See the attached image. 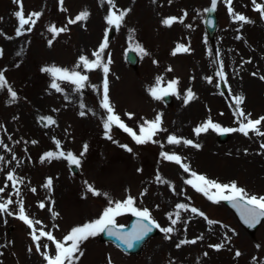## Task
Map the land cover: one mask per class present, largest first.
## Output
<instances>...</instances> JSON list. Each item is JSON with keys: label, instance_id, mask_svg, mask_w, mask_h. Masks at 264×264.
<instances>
[{"label": "rangeland", "instance_id": "1", "mask_svg": "<svg viewBox=\"0 0 264 264\" xmlns=\"http://www.w3.org/2000/svg\"><path fill=\"white\" fill-rule=\"evenodd\" d=\"M22 3L26 18L33 12L41 16L35 25H25V29L32 27L30 32L17 36L14 12L19 5L13 0H0V71L17 94L15 102H10L7 89H0V187L5 188L0 193V203L13 201L8 206L12 215L0 213V264H46L41 254L45 251L43 245L47 244L48 254L54 256L55 244L42 237L41 251L37 252L33 228L37 235L42 229L62 241L73 227L98 219L115 201H123L129 195L134 198L135 207L149 210L151 219L160 225L159 233L135 256L101 242L99 233L80 245L83 255L76 254L75 264H264L262 229L247 234L221 201L213 203L185 183L193 178L190 172L194 171L222 184L235 182L249 195L259 197L264 191L260 184L264 181V148L260 147L264 136L250 132L246 137L231 132L226 141L219 142L218 130L210 128L199 135L194 132L209 119L221 127L238 128L235 96L244 98L240 108L251 113V119L264 116V79L260 78L264 76V19L253 10L251 0H232V7L252 23L235 21L225 0H217V28L211 36L205 30L204 18L206 10L212 8V0H115L117 9H130L119 28L107 24V0H63L66 10H61L59 0ZM83 11L89 13L86 20L68 24L69 19ZM169 17L178 18L171 27L162 23ZM51 26L67 27V31L53 38L48 30ZM105 37L107 47L102 58L105 62L111 60L107 79L115 113L138 135L145 120L161 116V128L166 131L158 132L145 144H136L123 129L113 126L106 135L107 112L100 106L102 69H77L89 77L79 92L74 91V85L61 80L56 81L62 89L57 92L51 87L52 75L43 71L52 66L71 70L81 55L94 60L92 54L99 50ZM179 45L188 51L173 55ZM127 48L139 56L137 70L124 60ZM221 65L223 79L217 75ZM158 77L162 78L161 89L177 81L175 91H169L171 105H166L162 98L154 99L148 91L156 86ZM220 82L225 84V92L221 91ZM189 89L195 99L185 104ZM81 111L84 116L79 115ZM41 117H51L55 123L47 124ZM259 127L264 131V122ZM170 135L179 138V144L192 140L201 147L183 145L181 153V145L168 143ZM48 152L57 157L60 152L73 153L80 159L79 166L75 165L77 173L71 172L74 164L66 155L49 159ZM162 152L178 155L190 172L166 160ZM10 172L17 180L15 186L7 180ZM49 179L51 186L47 187ZM89 185L101 194L93 195L88 191ZM26 186L31 188L28 194ZM32 189L36 192L33 199ZM35 199L37 204L32 208ZM21 200L29 219L41 224L34 223L29 228L18 218ZM41 203L45 205L43 209L39 207ZM180 203L187 204L189 210L177 209ZM192 207L208 219L192 213ZM53 213L57 215L54 217ZM176 213L179 220L173 226L169 216L177 219ZM131 215L124 212L116 217V224L126 225ZM208 220L218 223L209 224ZM165 227H174V231L164 233L161 229ZM201 229L207 230L208 236L197 241L192 231ZM178 235L181 241L196 243L179 241L173 246L171 237ZM221 243L224 247L220 250L209 247ZM236 251L241 253L239 257Z\"/></svg>", "mask_w": 264, "mask_h": 264}, {"label": "snow or ice", "instance_id": "2", "mask_svg": "<svg viewBox=\"0 0 264 264\" xmlns=\"http://www.w3.org/2000/svg\"><path fill=\"white\" fill-rule=\"evenodd\" d=\"M61 5V10L63 9V0H59ZM227 10L230 16L233 17L235 21H240L243 23H252L250 19H248L243 14L236 13L232 7V0H225ZM14 4L19 5V10L14 12V16L18 20V27L16 28V34L17 36L23 35L24 31L30 32L32 30V27L29 26L27 29H25V25H35L36 20L39 19L41 16V13L39 12H33L30 13L27 18L24 15L23 12V3L22 0H13ZM217 0H212V8L207 9L206 11H213L215 10ZM253 10L260 13V16L262 19H264V3H258L257 0H251ZM107 4L109 6L108 15L106 16V21L108 25H113L117 28L120 27L121 23L123 22L125 16L127 15L128 11L130 9L125 10H119L116 7L115 0H107ZM113 9H116L113 11ZM118 13V14H117ZM89 13L87 11L81 12L79 15H77L74 19H69L68 24H75L78 21L86 20ZM35 17L36 19H33ZM178 18L176 17H169L162 20V23L165 26L171 27L174 22H176ZM179 22L183 23L182 19H179ZM50 32L53 33V38H55L56 35H58L61 32L67 31V27L64 28H56L55 26H51L48 29ZM3 33H0L2 35ZM237 39H240V37H237ZM53 43V40H48L49 46H51ZM107 47V37H105V41L100 44L99 50L96 52H93V56L95 57L94 60H89L88 57L81 55L79 57L78 63L74 66L73 69L69 70L67 68H61L52 66L49 68L43 69V71L48 72L52 75L53 81L51 83V87L55 89L57 92H61L62 89L60 85L56 82L57 80L65 81L70 83L71 85H74V91L79 92L82 90L86 83L89 80L88 75L82 74L81 71H78L77 69H84L85 71H93L96 69H102L104 74V80H103V90H102V99H101V108H103L107 112V116L104 120V128L107 132L111 129L113 125H116L120 128H122L129 136L132 137V139L136 142V144L141 145L145 144L149 141L153 140V137L157 135L160 131H166L165 129L161 128V116L158 114L154 120L148 121L145 120L140 126H139V135L131 128L128 127L120 118L119 115L115 113V110L113 106L110 103L109 100V86H108V73H109V67L108 65L111 63V60L108 59L106 62L102 58V53H104L105 48ZM141 52L144 50L141 48ZM180 50L188 51L187 48H184L183 45H179L176 49V51L173 52V55H175ZM147 55V53H144ZM3 55V50L0 49V56ZM19 55V53H18ZM218 76H220L222 79L224 78V72H223V65H221V70L217 73ZM253 75H256L253 73ZM261 79H264V76L260 77ZM209 82H211V78H208ZM162 78L158 77L156 81V86L150 88L148 91L151 94V96L154 99H161L162 95H167L169 91H175V86L177 84V81L173 80L169 82L167 89H161L160 88V82ZM95 87V86H93ZM0 89H7L9 96H10V102H15L17 99L16 92L12 89L10 84L8 83L4 72L0 71ZM195 99V94L191 91V89L187 90L186 96H185V104L189 103L190 100ZM243 97L242 96H235V106L236 111L234 112V115L238 118L239 127L238 128H227V127H221L219 124L214 123L211 119L206 121V123L202 126L196 127L194 129V132L199 135L202 132H206L208 129L218 130L221 133H231V132H240L244 136H249L250 132H254L258 136H264V131L260 130V125L262 122H264V116H261L255 120L251 119V113H245L243 109L240 108V105L243 103ZM81 108H84L85 105L81 103ZM94 114V113H93ZM79 115L84 116L85 112L81 111ZM131 118L132 114L128 113L126 114ZM42 120H47V124H54L55 121L51 117H41ZM10 138V137H9ZM111 139V137H108ZM35 143V142H33ZM57 147H59V141L56 142ZM168 143L169 144H179L181 143V140L177 138L174 135H170L168 137ZM183 143L185 145H190L196 148H200L201 146L199 144H194L192 140H183ZM0 144H2V141H0ZM121 147L126 148L127 151L131 152L132 149L129 148L127 145H121ZM261 148H264V143L260 145ZM87 151V145H84V152ZM74 165L79 166L80 159L77 158L73 153L68 152L65 154L64 152H60L59 156L57 157L55 153L48 152L46 153V157L51 158H59V157H65ZM83 155V152L81 153V156ZM161 155L168 161H174L175 163L179 164L185 172H190V168L187 164L181 163V158L178 155L175 154H169L166 152H162ZM15 159V157H13ZM0 160H3V157H0ZM43 160V158H42ZM192 179H187L185 181L186 184L191 185L192 188H194L197 192H202L210 201L213 203H219L220 201H228L231 203V205L236 208L240 214L241 219L243 222L249 226L254 227L256 224L260 223L262 219H264V196H256V195H249L245 189L240 188L237 186L235 182H232L231 184H222L215 180L208 179L204 175H199L194 171L190 172ZM7 180L13 182V186L17 183V180L14 178L13 173H9L7 175ZM157 180H160V177L157 176ZM22 183V180H20ZM47 187L51 186V179L47 182ZM6 187V185H5ZM215 190L214 192L212 190ZM5 191L4 187H0V193H3ZM33 192H35V189H32ZM88 191L91 192L93 195H100L101 193L96 192L91 185L88 186ZM17 195H19V190L17 189ZM106 195V194H105ZM13 201L11 199L6 200L5 202L0 203V213L8 212V206L12 204ZM110 204L113 202L110 200ZM135 200L132 196H128L123 201H115L114 206L108 207L103 211V214L96 220L85 223L82 226H76L73 227L70 232L63 237L62 241L56 240V238L51 234V232H46L44 230L39 231V235L36 234V230L33 228V224H41V221L36 220L33 222L29 217L25 214V209L23 206V201L21 200L19 202L18 207V218L22 220L25 224L29 226V228H33L32 232V240L36 244V251H41V244L39 241L42 237H46L48 241H52L55 244V255L50 256L47 252L48 245L44 244L43 247L45 249L44 252H42V256L46 261V264H75V260L78 258L76 254L79 252L80 255H83L82 252H80V245L86 241L89 237L96 236L99 233L107 231V234L109 236H114L118 240H120L123 244L127 245L128 248L133 247L134 241L142 240L150 231H152V226L160 227L159 224H156L154 220L151 219V214L147 208L139 209L134 206ZM41 209L45 207L43 203L39 205ZM177 209H182L185 211L189 210V206L187 204H177ZM190 211L194 214H197L201 217H204L206 220L208 219L205 214L202 211H199L197 208L192 207L190 208ZM124 212H131L134 216L139 218L138 224L135 226L132 232L124 233L120 229L123 228V226H117L116 224V217L123 214ZM9 215H12L13 213L8 212ZM57 214L53 213V216L55 217ZM177 219H172L171 215L169 216V219L171 220V224L175 226L179 220V213H176ZM209 224H216L217 221L208 220ZM227 227V226H223ZM161 231L164 233H172L174 231V227H165L162 228ZM198 239H202V237H199ZM225 239H228L225 237ZM68 242H71L70 244ZM181 243H192L195 244L196 240L191 241H181ZM67 245V246H66ZM177 247H180L178 244ZM209 247H213L216 250H220L224 247V244H218V245H209ZM259 247V245H257ZM31 251V249H29ZM207 255V253H205ZM236 257H239L241 253L239 251H236L235 253ZM255 259V258H254Z\"/></svg>", "mask_w": 264, "mask_h": 264}, {"label": "water", "instance_id": "3", "mask_svg": "<svg viewBox=\"0 0 264 264\" xmlns=\"http://www.w3.org/2000/svg\"><path fill=\"white\" fill-rule=\"evenodd\" d=\"M205 27L208 31V33H212L215 28H216V17H215V14L213 11H208L207 14H206V18H205ZM126 60L127 62L135 69L137 67V64H138V59H137V56L136 54L133 52V50H127V53H126ZM164 101L166 103H170L171 101V97L169 95V93L167 95H164ZM219 140L220 141H225L226 138H227V134L226 133H220L219 134ZM71 171L73 172H76V167L75 166H71ZM223 203L229 207L233 213L235 214L238 222L249 232V233H253L256 228L259 226L260 223L256 224L254 227L252 226H249L247 224H245L243 222V220L241 219L240 217V214L238 212V210L236 208H234L231 203H229L228 201H223ZM138 221H139V218L132 215L127 223L126 226H123L122 229H120L122 232L124 233H129V232H132L133 229L135 228V226L138 224ZM262 221V220H261ZM260 221V222H261ZM158 232V228L155 227L154 225L152 226V231H150L142 240H139V241H134L133 242V247L131 248H128L127 245L123 244L120 240H118L116 237L114 236H109L107 234V231L105 232H102L101 233V241H110L112 242L113 244H115L121 251H123L124 253H127V254H138L141 252L144 244L146 243V241L154 236L155 234H157Z\"/></svg>", "mask_w": 264, "mask_h": 264}, {"label": "bare ground", "instance_id": "4", "mask_svg": "<svg viewBox=\"0 0 264 264\" xmlns=\"http://www.w3.org/2000/svg\"><path fill=\"white\" fill-rule=\"evenodd\" d=\"M182 142V141H181ZM180 146V152L183 153V145L185 144H178V146ZM25 191H26V194H28L29 192H31V188H29L28 186L25 187ZM33 193V191H32ZM36 195V192H34V195L32 196L31 199H33V197ZM37 202H36V199L33 201V204H32V208H34L36 206ZM189 217V215H188ZM192 233L196 234L197 237H202V239H197V241H202V240H205L207 239V236H208V232L207 230H204V229H201V230H194L192 231ZM181 236L178 235L176 236L175 238L174 237H171V240L173 241V246H175L176 244L175 243H178L179 241H181ZM91 245H94V242L91 243Z\"/></svg>", "mask_w": 264, "mask_h": 264}, {"label": "flooded vegetation", "instance_id": "5", "mask_svg": "<svg viewBox=\"0 0 264 264\" xmlns=\"http://www.w3.org/2000/svg\"><path fill=\"white\" fill-rule=\"evenodd\" d=\"M260 184H261V185L263 186V188H264V181H261ZM260 196H264V191L260 194ZM263 222H264V221H263ZM263 222H262V224L260 225L259 228L262 229L263 236H264V224H263Z\"/></svg>", "mask_w": 264, "mask_h": 264}]
</instances>
